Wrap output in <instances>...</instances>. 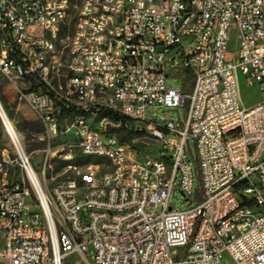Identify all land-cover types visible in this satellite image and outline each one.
<instances>
[{
  "label": "built area",
  "instance_id": "obj_1",
  "mask_svg": "<svg viewBox=\"0 0 264 264\" xmlns=\"http://www.w3.org/2000/svg\"><path fill=\"white\" fill-rule=\"evenodd\" d=\"M0 78L39 85L20 99L46 141L37 172L1 122L0 264H264V0H0ZM241 85L259 102L240 105ZM184 103L182 120L148 114ZM105 112L157 150L140 158ZM73 150L97 163L48 187Z\"/></svg>",
  "mask_w": 264,
  "mask_h": 264
},
{
  "label": "rangeland",
  "instance_id": "obj_2",
  "mask_svg": "<svg viewBox=\"0 0 264 264\" xmlns=\"http://www.w3.org/2000/svg\"><path fill=\"white\" fill-rule=\"evenodd\" d=\"M233 39H236L235 35H232V40ZM234 43H235V40L233 41V44L231 46V52L233 54L235 53ZM167 85L168 86H179V83L167 81ZM29 86L30 85L28 83V80H23V81H18L16 84V88L14 89L12 86L8 85V83L4 79L0 78V98L1 97L3 98L4 96L3 90H2L3 87H5L4 88L5 90H7L6 94L7 96H9V98H6L4 96L5 107H2L1 102H0V107L4 115L8 119L12 129L14 130L16 135L20 138L24 151L27 153L28 156H30L34 170L39 172L41 170V163L43 161L42 151L44 150L46 146L44 134L43 133L40 135L31 134L29 137H27L26 132H21L16 129V122L19 119H24V120L31 121V122H39L37 121V119H35L34 115L31 113L30 108L27 106L24 100L20 99L21 96H26V94H24V91L28 90ZM38 91L39 90H36L34 93ZM239 101H240V105L244 106L245 108H250L257 102H259V94L257 92L256 86L246 88L243 85H241ZM186 108L187 106L184 103L183 105L173 110L149 109L148 114L150 116V119L164 118L167 120H182L185 116ZM152 113L154 114L153 116H151ZM71 117L72 116L70 114H64L62 117L59 118L58 120L59 132H63V130L65 129V126H67L70 123ZM131 126L133 127V131H134V130H137L138 128L144 129L145 124L135 123V124H132ZM108 127L111 128V125H108ZM0 134H1L0 153L5 152L7 159L9 161H12L14 159V155L12 153L11 144L4 131L1 121H0ZM130 136L131 138L129 142H126V144L134 148L135 150H137L140 158L145 155L153 154L158 148L157 142L151 136H149V134L146 131L144 135H141V136L133 135V134ZM67 140H69V136L67 135L61 136L58 134L56 138L51 140V145L55 146ZM186 149L191 150L192 155L193 156L195 155L193 141L188 142ZM71 156H72V160L80 157L79 154L74 150L71 152ZM51 162H50V169H48L47 172H50L53 168ZM9 168L14 178H16L19 175V172L16 168L15 163L12 162L9 165ZM77 171L79 170L77 169ZM77 171L73 169H66L65 171L64 169L61 172L54 175L55 176L54 181H47L46 185L49 187L50 185H53L55 183H61L65 181L67 177L72 178V179H77V175H76ZM174 186L175 188H177V182ZM195 187H196V180H195ZM169 205L172 207L173 210L177 209V210L182 211L185 209L186 205L184 204L183 198L177 189L171 192V195L169 198Z\"/></svg>",
  "mask_w": 264,
  "mask_h": 264
},
{
  "label": "trees",
  "instance_id": "obj_3",
  "mask_svg": "<svg viewBox=\"0 0 264 264\" xmlns=\"http://www.w3.org/2000/svg\"><path fill=\"white\" fill-rule=\"evenodd\" d=\"M179 74L183 76V79L180 82L181 87L183 90L186 92L191 88V75L187 71H179ZM29 89L24 91V94H30L35 92L36 90L39 89V85L32 79L29 80ZM7 90L4 89V94L7 96ZM9 98V96H7ZM0 102L2 104V107H5V102H4V96L3 98H0ZM103 115L107 116L110 121L113 123H120V128L116 130V135L117 138L119 139L120 142L126 143L129 142L131 136L130 135H144L145 130L144 129H137L133 131V127L130 125L128 129L124 128V124L126 123V120L122 117H119L116 114L110 113V112H105ZM16 129L21 131V132H26V136L29 137L31 134L33 135H40L43 133V126L40 122H31L27 121L24 119H19L16 122ZM0 139H1V134H0ZM90 163H97L95 161H91L90 159L86 158H76L71 161H61V160H53L51 162L52 164V170L50 172H47L46 176L49 177V175H56L57 173L61 172L64 170L67 166H73V167H82ZM193 168L195 171V180H196V187H197V192L200 194L201 192V179H200V174H199V168L194 160L193 162Z\"/></svg>",
  "mask_w": 264,
  "mask_h": 264
},
{
  "label": "water",
  "instance_id": "obj_4",
  "mask_svg": "<svg viewBox=\"0 0 264 264\" xmlns=\"http://www.w3.org/2000/svg\"><path fill=\"white\" fill-rule=\"evenodd\" d=\"M0 111H1V113H0V121L2 123H5L6 122V116L4 115V113H3L1 108H0Z\"/></svg>",
  "mask_w": 264,
  "mask_h": 264
},
{
  "label": "bare ground",
  "instance_id": "obj_5",
  "mask_svg": "<svg viewBox=\"0 0 264 264\" xmlns=\"http://www.w3.org/2000/svg\"><path fill=\"white\" fill-rule=\"evenodd\" d=\"M1 108V107H0ZM0 113H1V111H0Z\"/></svg>",
  "mask_w": 264,
  "mask_h": 264
}]
</instances>
